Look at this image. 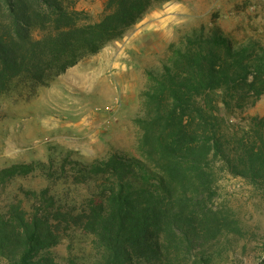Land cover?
<instances>
[{"label":"trees","instance_id":"16d2710c","mask_svg":"<svg viewBox=\"0 0 264 264\" xmlns=\"http://www.w3.org/2000/svg\"><path fill=\"white\" fill-rule=\"evenodd\" d=\"M167 1L104 0L92 22L77 0H0V93L16 77L40 83L48 70L64 71ZM147 75L140 157L0 169L1 189L35 171L68 184L19 187L3 204L6 264H62L51 248L70 229L90 238L96 264H202L200 245L240 233L238 220L214 200L223 173L264 184V116H243L264 95V44L234 45L212 22L187 33Z\"/></svg>","mask_w":264,"mask_h":264},{"label":"rangeland","instance_id":"374dc122","mask_svg":"<svg viewBox=\"0 0 264 264\" xmlns=\"http://www.w3.org/2000/svg\"><path fill=\"white\" fill-rule=\"evenodd\" d=\"M76 9L98 21L104 0H77ZM218 24L234 45L248 39L264 44V0H169L146 12L117 39L76 64L48 70L42 82L16 77L0 93V169L36 161L90 163L112 154L140 157L148 70H160L191 30ZM243 116H264V95ZM232 122L240 124L237 117ZM65 162V167L70 164ZM59 191L40 171L0 186V208L19 187ZM75 189L87 194L86 186ZM214 204L238 220L239 234H223L199 246L202 264H264V184L223 173ZM19 197H23L19 194ZM56 260L96 264L90 238L70 229L51 248ZM0 264H6L0 259Z\"/></svg>","mask_w":264,"mask_h":264}]
</instances>
